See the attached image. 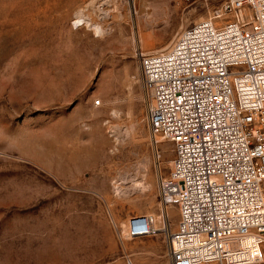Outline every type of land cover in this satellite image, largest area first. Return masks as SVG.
<instances>
[{"label": "rangeland", "instance_id": "1", "mask_svg": "<svg viewBox=\"0 0 264 264\" xmlns=\"http://www.w3.org/2000/svg\"><path fill=\"white\" fill-rule=\"evenodd\" d=\"M225 1L0 0V264H169L164 234L127 236L135 214L162 226L174 157L141 54Z\"/></svg>", "mask_w": 264, "mask_h": 264}, {"label": "built area", "instance_id": "2", "mask_svg": "<svg viewBox=\"0 0 264 264\" xmlns=\"http://www.w3.org/2000/svg\"><path fill=\"white\" fill-rule=\"evenodd\" d=\"M140 69L152 136L174 157L162 226L135 214L127 236L164 234L169 264H264V0H226Z\"/></svg>", "mask_w": 264, "mask_h": 264}, {"label": "bare ground", "instance_id": "3", "mask_svg": "<svg viewBox=\"0 0 264 264\" xmlns=\"http://www.w3.org/2000/svg\"><path fill=\"white\" fill-rule=\"evenodd\" d=\"M132 238V237H131ZM134 238H140V237H134Z\"/></svg>", "mask_w": 264, "mask_h": 264}]
</instances>
